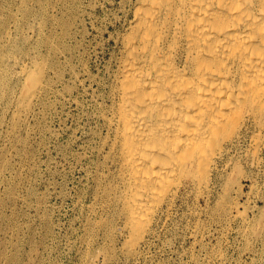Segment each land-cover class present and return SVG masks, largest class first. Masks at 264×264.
I'll use <instances>...</instances> for the list:
<instances>
[{
  "label": "rangeland",
  "instance_id": "374dc122",
  "mask_svg": "<svg viewBox=\"0 0 264 264\" xmlns=\"http://www.w3.org/2000/svg\"><path fill=\"white\" fill-rule=\"evenodd\" d=\"M134 1L0 0V264H264V145L247 140L128 247L104 115Z\"/></svg>",
  "mask_w": 264,
  "mask_h": 264
},
{
  "label": "bare ground",
  "instance_id": "6f19581e",
  "mask_svg": "<svg viewBox=\"0 0 264 264\" xmlns=\"http://www.w3.org/2000/svg\"><path fill=\"white\" fill-rule=\"evenodd\" d=\"M131 13L103 115L133 250L183 191L209 192L236 166L246 140L264 145V0H135ZM35 64L23 68L30 102L44 74Z\"/></svg>",
  "mask_w": 264,
  "mask_h": 264
}]
</instances>
